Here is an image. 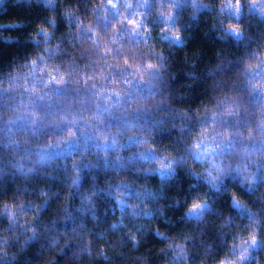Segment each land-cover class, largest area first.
<instances>
[{"label":"clouds","instance_id":"9594fccd","mask_svg":"<svg viewBox=\"0 0 264 264\" xmlns=\"http://www.w3.org/2000/svg\"><path fill=\"white\" fill-rule=\"evenodd\" d=\"M35 3L0 64V264H264V0Z\"/></svg>","mask_w":264,"mask_h":264},{"label":"trees","instance_id":"16d2710c","mask_svg":"<svg viewBox=\"0 0 264 264\" xmlns=\"http://www.w3.org/2000/svg\"><path fill=\"white\" fill-rule=\"evenodd\" d=\"M38 16L39 12L35 0H0V64L6 63L17 55L22 54L30 46L26 37L38 19ZM261 30H264V26H261ZM252 31L255 34L257 28H253ZM196 44L208 51L223 47L215 33L207 31L203 25L196 34ZM219 207L222 208L223 204L221 203ZM232 207L236 208L235 205ZM165 211L167 215H171L175 219V214L172 211L168 209ZM215 215L216 213L214 212L212 216H209V221ZM199 219L201 218L198 215L189 214L186 222L178 224L172 230L188 228L193 231H198L200 228H204L207 234L206 239L213 240L215 233L211 223L197 224V220ZM103 227L104 225L101 224L98 231L102 230ZM158 243V240H150L149 243L143 245L140 253H143L145 249L149 248L150 244ZM255 251L260 250L254 249ZM135 255V253H132L115 256L111 260L97 259L94 261V264H139L134 259ZM153 264H155V261H153Z\"/></svg>","mask_w":264,"mask_h":264},{"label":"snow or ice","instance_id":"6c2138e0","mask_svg":"<svg viewBox=\"0 0 264 264\" xmlns=\"http://www.w3.org/2000/svg\"><path fill=\"white\" fill-rule=\"evenodd\" d=\"M222 264H223V262H222Z\"/></svg>","mask_w":264,"mask_h":264}]
</instances>
